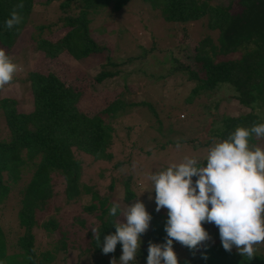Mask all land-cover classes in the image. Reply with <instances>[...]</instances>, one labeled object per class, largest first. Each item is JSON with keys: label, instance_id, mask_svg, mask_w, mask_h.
Masks as SVG:
<instances>
[{"label": "rangeland", "instance_id": "374dc122", "mask_svg": "<svg viewBox=\"0 0 264 264\" xmlns=\"http://www.w3.org/2000/svg\"><path fill=\"white\" fill-rule=\"evenodd\" d=\"M76 2L77 0H33L29 25L22 32L14 53L8 55L19 66V71L9 85L0 89V97L17 101L19 113L32 114L35 105L27 79L29 74L37 72L44 76L53 74L66 89L80 94L78 108L89 118L102 114L119 97L133 103H148L152 105L155 114L148 106L139 105L138 108L126 110L127 113L117 120H105V124H110L113 129L114 140L108 151L112 157L110 161L96 160L86 152L79 151L77 147L72 149L75 159L80 163L79 184L86 186L92 193L83 194L79 200L68 202L63 179L52 175V202L47 209L35 214V219L40 225L49 218L55 219L59 224V231L66 235L69 249L65 253H55L52 264H95L99 261V255L95 254V250L89 245L93 237L92 227L97 228L99 225V221L95 219L99 211H86L93 202V192L98 194L99 200H107V206L120 203L123 208L137 199L143 202L152 217L149 228L143 233L146 237L155 223L159 226L167 217L166 208L156 211L154 191L151 192L152 199H149L148 191L152 190L153 186L147 179L148 174L181 162L185 155L203 158L208 151V148L198 149L187 143L180 144L179 149L177 144H173L160 151V145L167 144L170 140L178 142L184 138L200 142L203 139L209 140V127L222 129L225 125L223 119L240 118L251 113L250 109L243 108L235 97L230 96L235 94L232 86L220 89V98L230 97L221 101L215 108L205 94L202 93L196 98L194 93H191L196 84L192 79H187L184 71H197V46L205 39L210 40L212 46L218 45V32L208 30L209 18L185 26L166 23L161 20L160 14L153 12L149 4L141 0H131L119 14H113V5L109 7L110 10L101 8L97 12L89 11V37L106 50V55L112 58L113 63L122 65L129 58H145L146 53L150 55L142 63L133 62L121 68L119 77L101 83L97 82V76L102 71L101 64L89 66L90 61L80 64L68 53L56 59L48 58L38 50L35 40L32 42L31 38L36 36L51 43L62 40L70 29L60 22L78 19L85 10L80 0L79 4ZM213 3L230 7V11L235 14L242 10L239 0H214ZM67 5L69 7L64 12L62 8ZM40 26L42 29H38ZM178 41L183 47L177 46ZM235 56L239 57H232ZM177 68L185 70H176ZM169 69L176 72L169 73L168 79L162 81L161 74L165 75ZM109 71L114 72L112 69ZM144 74H150L149 76L154 78L148 79ZM125 87L127 89L124 90ZM191 97L192 103L187 105L186 101ZM210 106L211 113L207 116L208 110L205 109ZM254 107V112L260 118L259 123H264V105L260 103ZM195 118L202 121L201 125L198 122L196 124L199 126L186 125V122ZM252 137L256 143H250L249 146L264 149V139H257L254 135ZM8 139L9 132L0 117V141ZM24 173L12 193L16 208L13 211L6 208L0 214V227L6 232L11 245L8 251L10 255L18 253V241L25 234L19 228L15 217L20 210V205H17L22 199L20 194L18 195V189L26 188L31 179V173ZM195 180L193 177V181ZM126 183L134 195L130 201L126 200ZM96 204L99 206L98 201ZM118 219H123L121 212L116 221ZM81 220L84 224L80 226ZM203 227L210 236L206 241H215L219 235L218 228L212 223H204ZM31 232L35 238L37 254L53 250V244H57L61 238L60 232L49 234L37 226ZM145 237L141 239L145 240ZM206 241L197 245L198 251ZM255 247L258 254L264 253V242ZM86 250L89 251L85 252ZM173 250L178 262L191 259L188 247L175 240ZM119 258L116 260L119 261ZM112 259H107L108 264Z\"/></svg>", "mask_w": 264, "mask_h": 264}, {"label": "trees", "instance_id": "16d2710c", "mask_svg": "<svg viewBox=\"0 0 264 264\" xmlns=\"http://www.w3.org/2000/svg\"><path fill=\"white\" fill-rule=\"evenodd\" d=\"M72 0H69L71 2ZM84 6V11L78 19H67L61 21L70 31L62 40L51 43L48 40L33 36L31 41L37 44L40 52L45 53L48 58L56 59L64 53L74 57L79 63L88 62L89 66L95 64L102 65V71L97 76V82L115 79L120 76L119 70L130 63H142L150 55L146 53L145 58H129L122 65L111 61L112 58L106 55V50L93 42L88 34L87 15L89 11L97 12L101 8L110 10L113 5V14L120 13L124 6L131 0H80ZM214 0H141L149 4L150 9L161 15V20L166 23L187 25L208 19V30L218 32V45L212 46L210 40H203L196 48L195 58L197 71L185 70L184 74L188 80L192 79L196 84L192 94L196 98L200 94H205L210 99L214 108L221 101H226L233 96L238 100L240 106L250 109L251 113L240 118H225V125L222 129L209 127L207 129L209 140L200 142L194 139L184 138L178 142L170 140L167 144L160 145L159 150L164 151L173 144H191L198 149H209L214 141L227 139L229 134L234 132L237 126L250 128L254 123H259V115L255 110V105H264V0H239L241 11L237 14L230 11L221 3H213ZM22 2L24 7L17 9L22 15L23 21L20 25L8 30L4 22L9 18L14 6ZM77 0L76 3H78ZM33 0H0V49H4L10 55L16 48L22 32L29 25V20L33 9ZM79 4V3H78ZM69 6L62 9L64 12ZM115 7V8H114ZM156 21V20H155ZM59 24V23H58ZM38 29H42L40 26ZM179 48L183 47L178 41ZM139 46H136L138 48ZM14 53V52H13ZM233 55H239L232 57ZM231 57V58H228ZM89 59V60H88ZM143 59V60H142ZM109 69L114 70L109 71ZM176 72L170 70L162 75V81L168 79L169 73ZM146 73V72H145ZM148 79L154 76L144 74ZM28 83L34 99L35 109L32 114L19 113L17 101L10 98L0 97V117L9 132L8 140L0 141V214L7 208L13 211L16 208L12 193L20 183L23 173H31V179L26 188L18 189L21 196L20 210L16 213V222L20 229L25 232L18 241L19 251L17 254L8 253L11 249L7 234L0 227V264H52L55 253L61 254L68 251L66 235L59 231V224L55 219L49 218L41 225L35 219V214L42 209H47L52 202L54 186L52 175L59 176L66 186L65 194L68 202L79 200L83 194H90L92 191L86 186L79 184L80 163L75 159L72 152L74 147L93 156L96 160L110 161L111 155L108 153L113 143V129L110 124H105V120H117L124 116L126 110L148 106L149 110L155 114L152 105L148 103L139 104L120 97L112 103L102 114L89 118L83 114L79 108L81 95L74 93L71 89H66L53 74L46 76L33 72L29 74ZM150 85V84H148ZM225 86H232L235 94L220 98V89ZM127 89L126 87L124 90ZM193 97L186 101L191 104ZM210 107H206L209 115ZM205 113V112H204ZM107 116V117H106ZM206 116V117H207ZM103 117L105 119H103ZM202 122L200 119H190L186 122L193 126ZM185 125V126H186ZM250 143H256L251 136ZM206 165V161L204 162ZM27 171V172H26ZM197 179V177H195ZM127 181V180H126ZM127 197L130 201L133 193L126 183ZM91 206L86 208L87 212L94 213L95 219L99 221L97 229L100 233V246L95 239L90 242V246L95 250L100 259L95 264H108V258H119L122 255V245L117 244L112 253L104 254L102 251L104 237L114 234L116 229L114 223L120 215L118 209L115 217L109 215L107 200H99L98 194L93 192ZM98 201L99 206L96 204ZM14 205V206H13ZM11 208V209H10ZM164 218L163 224L151 228L142 240L140 249L137 252L135 261L129 264H147L149 242L163 244L166 242L167 233ZM80 226L84 224L81 220ZM41 227L49 234L55 231L60 232V240L54 243V249L48 252L35 253V238L32 230ZM213 242H204L201 250L189 249L191 259L183 260L178 264H264V253L258 254L251 260L241 256L235 247L231 252L224 250L220 236H216ZM174 248V241H173ZM89 250H86L87 252ZM84 252V253H85Z\"/></svg>", "mask_w": 264, "mask_h": 264}, {"label": "clouds", "instance_id": "9594fccd", "mask_svg": "<svg viewBox=\"0 0 264 264\" xmlns=\"http://www.w3.org/2000/svg\"><path fill=\"white\" fill-rule=\"evenodd\" d=\"M23 3L16 4L4 22L8 30L20 25ZM19 66L0 49V89L9 85ZM264 139V123L250 128L237 126L227 139L214 141L203 158L185 155L181 162L148 174L155 192L156 211L167 209L166 242H149L147 264H178L173 241L190 249L209 240L204 223H212L219 230L224 250L237 252L251 260L256 256V245L264 242V149L249 146L251 136ZM176 147L179 149L180 144ZM206 161V165L205 162ZM193 177H197L193 181ZM118 209L123 219L115 223V233L104 237V254L122 245V255L110 264H129L135 261L141 245V235L152 219L145 204L137 199L121 208L113 203L109 215ZM93 239L100 246V233L92 227Z\"/></svg>", "mask_w": 264, "mask_h": 264}]
</instances>
